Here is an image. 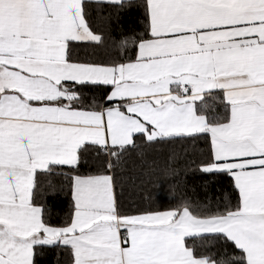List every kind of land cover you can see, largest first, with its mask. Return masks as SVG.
Segmentation results:
<instances>
[{
  "label": "snow or ice",
  "instance_id": "snow-or-ice-1",
  "mask_svg": "<svg viewBox=\"0 0 264 264\" xmlns=\"http://www.w3.org/2000/svg\"><path fill=\"white\" fill-rule=\"evenodd\" d=\"M0 264H264V0H0Z\"/></svg>",
  "mask_w": 264,
  "mask_h": 264
},
{
  "label": "trees",
  "instance_id": "trees-1",
  "mask_svg": "<svg viewBox=\"0 0 264 264\" xmlns=\"http://www.w3.org/2000/svg\"><path fill=\"white\" fill-rule=\"evenodd\" d=\"M125 27H128L129 24H134V22L125 19L123 21ZM116 35V33H114ZM118 39V35H117ZM211 103V101H209ZM200 179L199 177H194V176H189L187 178V184L188 185H194L196 184V181ZM164 184L171 183V181H163ZM149 190L152 193V206L155 208H158L160 210H166L168 207H170L171 201L169 197H165L164 200L162 201L160 196L162 194V187H161V182L158 181L155 184L149 186ZM197 191H199V188L197 186ZM125 195L126 196H133V197H138L139 193L136 190H131V189H126L125 190Z\"/></svg>",
  "mask_w": 264,
  "mask_h": 264
}]
</instances>
